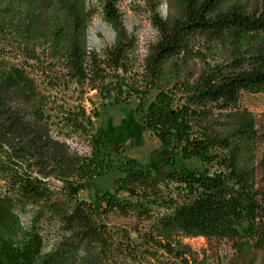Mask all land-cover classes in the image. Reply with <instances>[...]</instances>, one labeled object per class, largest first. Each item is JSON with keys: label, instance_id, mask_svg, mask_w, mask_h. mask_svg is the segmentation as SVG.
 <instances>
[{"label": "trees", "instance_id": "16d2710c", "mask_svg": "<svg viewBox=\"0 0 264 264\" xmlns=\"http://www.w3.org/2000/svg\"><path fill=\"white\" fill-rule=\"evenodd\" d=\"M119 1L0 0V44L28 58L39 51L48 86L96 89L102 98L117 90L115 104L120 81L132 76L130 93L141 101L156 91L141 117L145 128L214 169L158 176L138 160L103 154L92 135L90 154L79 153L68 139L87 131L82 109L56 105L33 75L0 55V264H124L131 246L105 220L108 212L150 221L137 237L159 264H223L218 252L184 242L201 237L210 247L229 244L226 264H254L258 255L264 264V160L257 157L264 121L239 103L243 93H264V0H141L156 38L140 62ZM98 12L114 38L101 51L86 39ZM109 172L120 174L112 194L97 195L96 205L78 198ZM169 183L175 197L162 192ZM45 221L57 223L60 238L42 253Z\"/></svg>", "mask_w": 264, "mask_h": 264}, {"label": "rangeland", "instance_id": "374dc122", "mask_svg": "<svg viewBox=\"0 0 264 264\" xmlns=\"http://www.w3.org/2000/svg\"><path fill=\"white\" fill-rule=\"evenodd\" d=\"M118 7L122 12V22H124L127 30L138 39L135 53L138 62H140L148 42L156 38V32L148 19V12H146L141 0H120ZM159 11L162 16L167 12V6L164 2H162ZM86 39L89 48L96 51H101L113 42V31L102 19L100 12L96 13L90 21ZM0 55L19 64L33 75L37 80L38 87L48 93L56 105L59 104L70 109H82L83 122L87 126V131L86 133H74L68 139L70 146L76 148L79 153L90 154L92 149L90 136L92 135L97 138L98 147L103 154L110 152V156L115 160H121L123 157L138 160L158 176L166 177L168 172L180 167H187L198 172L204 169L209 172L213 171L214 166L212 164L204 163L192 156H182L179 150H172L171 146H163L158 137L145 128L141 117L144 116L147 105L153 100L156 91L150 90L149 94L141 101L135 92L130 93L132 76L123 77L120 81V95H116L120 96L122 102L115 104L113 95L115 92L118 93L117 90L111 91L110 97L102 98V92L96 89H86L83 93H79L73 84H70L68 88L48 86L46 73L41 72V67H43L42 56L37 50L34 52L36 58H28L22 56L13 46L0 44ZM119 85L113 87L117 88ZM110 87V85L106 87L104 92L109 91ZM239 103L254 114L259 124L260 121H264V93H243ZM114 143L122 146L120 152L115 153L111 150L110 145ZM257 157L258 160H264V142L260 144L257 150ZM118 176L120 174L117 172H109L103 176L94 177L90 188L78 191V198L92 201L96 205L97 195L112 194L113 181ZM48 180L53 190L57 192L60 187L59 183L53 179ZM5 187L6 182L0 176V193L4 191ZM162 192L164 196H176L173 183H169L167 189L162 188ZM31 213L29 210L21 216L23 225H28ZM105 220L112 226L118 239L128 242L131 246L130 255L127 252L124 253V264H159L157 259L153 260L147 253V245L137 237L136 230L141 232L146 230L150 221L140 220L136 222L132 216L121 217L114 212H108ZM41 234L44 242L41 252L46 253L60 238L57 223L45 221L42 224ZM184 242L197 252L206 249L212 252L213 256L218 252L223 264H226L233 254L229 244L224 241L212 243L211 247L203 237L186 238ZM259 259L260 255L257 256L254 264H258Z\"/></svg>", "mask_w": 264, "mask_h": 264}]
</instances>
